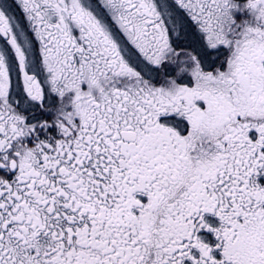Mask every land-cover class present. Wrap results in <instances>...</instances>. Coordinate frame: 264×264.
Instances as JSON below:
<instances>
[{
  "label": "snow or ice",
  "instance_id": "6c2138e0",
  "mask_svg": "<svg viewBox=\"0 0 264 264\" xmlns=\"http://www.w3.org/2000/svg\"><path fill=\"white\" fill-rule=\"evenodd\" d=\"M0 264H264V0H0Z\"/></svg>",
  "mask_w": 264,
  "mask_h": 264
}]
</instances>
